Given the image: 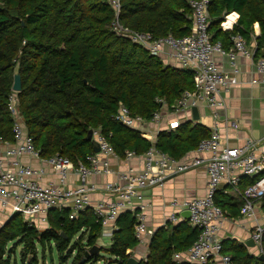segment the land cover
<instances>
[{"label": "trees", "instance_id": "16d2710c", "mask_svg": "<svg viewBox=\"0 0 264 264\" xmlns=\"http://www.w3.org/2000/svg\"><path fill=\"white\" fill-rule=\"evenodd\" d=\"M120 1L119 19L130 29L156 37H183L192 31L190 0ZM209 12L213 42L220 41L225 48L229 36L242 35L247 42H257L256 58L264 56V0H211ZM232 12L240 15L238 24L232 31H223L221 24ZM115 14L108 0H0V140H14L8 100L14 76L20 74V110L44 158L60 153L76 165L86 161L95 153L87 135L99 127L121 157L128 150L137 154L148 150L151 144L140 131L115 120L119 106L126 105L133 114L150 120L161 107L157 99L171 106L185 90L194 89L193 72L167 65L117 34L111 28ZM256 25L261 30L258 38H254ZM210 133L204 126L181 124L176 132H161L157 147L180 158ZM244 178L247 182L241 191L254 181ZM218 193L216 202L224 210L228 195ZM135 225L131 212L117 220L112 244L101 247L110 255L111 264H126L131 257L127 252L138 245ZM170 227V232L161 228L155 233L148 257L139 264H188L173 257L188 250L199 231L186 220ZM102 230L90 208L78 219L70 218L69 209H54L45 230L12 216L0 227V264H17L12 259L18 245H22L23 264H38L39 245L51 251L55 246L62 264L78 248L73 264L82 263ZM79 232V240L69 248ZM223 247V253L231 255V264H264L235 239L223 240ZM102 259L99 253L84 264Z\"/></svg>", "mask_w": 264, "mask_h": 264}, {"label": "built area", "instance_id": "2783aa9c", "mask_svg": "<svg viewBox=\"0 0 264 264\" xmlns=\"http://www.w3.org/2000/svg\"><path fill=\"white\" fill-rule=\"evenodd\" d=\"M211 0H190L193 10L192 31L183 37L172 34L156 37L151 32H140L130 29L119 19L120 0H108L116 11V18L111 28L117 34L125 36L134 44L147 50L150 55L160 57L165 54V61L172 62L177 68L193 72L194 89L185 90L171 106L163 99H157L161 107L156 110L150 120L140 114H133L130 108L121 104L114 115L116 121L123 126L141 132L142 137L150 142V147L143 153V169L129 167L118 173L119 182H107L103 191L109 195L108 200L93 202L92 193L98 186L91 181L93 175L113 174L111 158L122 159L109 141V137L101 127L92 129V138L98 142L100 151L87 156L86 161L76 165L71 159L56 153L44 158L35 147L33 137L29 135L25 120L20 110L19 91L12 88L9 95L8 110L13 119L14 140H0V213L12 216L22 215L24 221L36 228L49 227V213L54 209H69L70 218L78 219L87 209H92L97 222L103 228H111L114 233L117 220L126 212L136 217L135 237L138 244H145L157 232L148 225L144 190L163 186L174 175H179L194 168L204 167L208 181L204 196L180 201L175 198L171 202L174 212L169 218L171 225H178L183 218V211L190 212L189 222L199 231L193 245L185 252L174 254V260L188 264H231V255L223 253V237L221 235L227 214L217 204V193L232 190L242 200L241 214L244 219H252L255 226L251 231V239L256 248L252 254L258 258L264 256V140L248 138L238 146H230L223 142L220 129H211L210 136L204 138L190 158H176L157 147L158 137L149 130L150 125H159L164 109H172L177 113H187L194 107L205 103L213 110L226 108L227 103L222 92L229 93L239 83L237 57L243 56L255 62L260 80L253 83L264 84V56L256 58V46L250 48L242 35L233 37V45L225 49L223 44L212 41L209 32ZM231 14H227L221 24L226 29ZM228 56L233 70L226 72L216 60V56ZM162 59V58H161ZM226 128L238 127L237 120L226 118ZM173 128H178L176 121ZM125 157L130 159L139 156L135 151H126ZM25 158H29L28 163ZM48 167L57 176L58 182H45ZM71 175L77 178V184L71 181ZM254 178L252 184L243 191L240 184L243 177ZM39 230V229H38ZM127 253L131 254V250ZM132 256V254H131Z\"/></svg>", "mask_w": 264, "mask_h": 264}, {"label": "crops", "instance_id": "0c3cea01", "mask_svg": "<svg viewBox=\"0 0 264 264\" xmlns=\"http://www.w3.org/2000/svg\"><path fill=\"white\" fill-rule=\"evenodd\" d=\"M229 14H231V21L226 24V29L222 28L223 31H232L238 24L240 15L237 12ZM260 34V27L259 25H256L254 27V38H258ZM236 35L229 36V40H226V42H229V45L226 46L225 49L228 50L232 47L233 37ZM247 43L250 48H253L255 44H257L254 39ZM216 60L226 72H231L233 70V64L228 56L217 55ZM165 63L173 66L172 62L165 61ZM236 63L239 69V83L234 86L229 93H221L227 103L226 108L221 107L213 110L205 103H202L197 107L199 119H194L192 110L187 113H177L172 109H164L163 118L159 125L154 124L149 126V130L152 134L159 137L161 132H176L177 128H173L172 124L179 121L180 125L189 123L192 127L204 126L210 131L212 128L217 127L223 134V142L230 146H238L244 143L248 138L264 140V84L258 82L253 83V80H260L261 75L257 72L256 65L254 64L255 62H252L243 56H238ZM226 118L237 120L239 122L238 127L235 129H227L225 123ZM196 148L187 150V152L180 158H192L195 155ZM138 155L139 156L130 159L126 158V155L122 157V159L111 158L110 162L111 168L114 170L113 174L93 175L91 177V181L99 188L97 192L92 193L91 198L93 202L109 199L110 196L103 191V187L107 182H119V172L126 170L129 167L143 169V154ZM25 161L28 163H34V166L38 165V162H30L29 158H25ZM47 170L48 174L45 176L44 181L57 183V176L49 167ZM70 179L77 184V178L75 175H71ZM207 181L208 177L206 169L200 167L188 170L179 175L171 176L163 186L146 188L144 190V197L145 201L150 204L147 209L148 225L157 231L162 228L167 230V232H170L171 227L169 218L174 212V209L170 205L172 200L177 198L180 201H183L185 199L187 200L204 196L206 193ZM246 182L247 180L244 178L240 184V188L244 187V183L246 184ZM229 190L228 192H219L223 195H228L229 199L227 206L224 208L228 217L227 220L224 221L221 235L224 240L235 239L239 243L246 245V243L251 240V231L255 226V221L242 218V200L234 191ZM260 205L263 207V202L257 203V206ZM103 232H108L112 235L110 243L104 244V246L109 247L113 241V232L111 228H103L102 234ZM150 242L151 241L149 240L145 244H138L136 247L132 248V256L140 261L145 260L149 255ZM247 247L250 254L256 253L255 245Z\"/></svg>", "mask_w": 264, "mask_h": 264}, {"label": "rangeland", "instance_id": "374dc122", "mask_svg": "<svg viewBox=\"0 0 264 264\" xmlns=\"http://www.w3.org/2000/svg\"><path fill=\"white\" fill-rule=\"evenodd\" d=\"M165 54H161V58L163 60H165ZM231 191V190H229ZM54 212V211H53ZM52 212V213H53ZM6 219H8L7 215H3L2 213H0V227L2 225H4ZM17 219L18 220H24V217L22 215H17ZM45 226H41L40 228H37L39 230H44ZM109 232V231H108ZM104 233L105 235L101 234V236L98 238V242L97 244L102 247L103 249L106 248L107 246H104L105 243H110L111 241V234L110 233ZM82 235V232H79L72 240L70 247L72 248L73 246H75L76 242L79 240L78 238ZM86 241V240H85ZM21 249H22V245H18L17 249H16V254L14 255L12 261L15 262L17 261V264H23L22 262V258H21ZM78 252V248L75 249L74 254L68 258L67 262L65 264H73L74 259H75V254ZM100 255L102 256L103 261L101 263L95 261V260H91L90 262H88L87 264H111L109 258L110 255L105 251V250H101ZM37 256H38V264H62L61 261V255L58 252L57 248L55 246H53V249L51 251V249L49 247H47L46 249H44L41 245L38 246V251H37ZM77 264H82L80 262H77Z\"/></svg>", "mask_w": 264, "mask_h": 264}, {"label": "water", "instance_id": "95a60500", "mask_svg": "<svg viewBox=\"0 0 264 264\" xmlns=\"http://www.w3.org/2000/svg\"><path fill=\"white\" fill-rule=\"evenodd\" d=\"M13 89L16 91H19V92L22 90V78H21L20 74H15V76H14ZM192 112H193L194 119H199L198 108L194 107L192 109ZM92 133H93L92 130H90L88 135H87V139L92 142L93 147H94V151L98 153L100 151V146H99L98 142H96L92 138ZM181 215H182L183 220L189 221V218H190V212L189 211H183L181 213ZM246 245L247 246H253L255 244H254L253 240L251 239L249 242L246 243ZM100 251H101V247L98 244H95L94 246H92V248L90 250H88L85 253V257L83 258L82 263L84 264L87 261V259H90L94 255L99 254ZM260 259L264 260V256H261ZM139 263H140V260L134 256H131L126 262V264H139Z\"/></svg>", "mask_w": 264, "mask_h": 264}]
</instances>
